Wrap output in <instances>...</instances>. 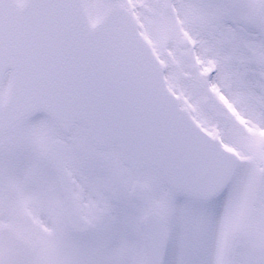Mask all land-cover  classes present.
Returning a JSON list of instances; mask_svg holds the SVG:
<instances>
[{"label":"snow or ice","instance_id":"obj_1","mask_svg":"<svg viewBox=\"0 0 264 264\" xmlns=\"http://www.w3.org/2000/svg\"><path fill=\"white\" fill-rule=\"evenodd\" d=\"M0 264H264V0H0Z\"/></svg>","mask_w":264,"mask_h":264}]
</instances>
